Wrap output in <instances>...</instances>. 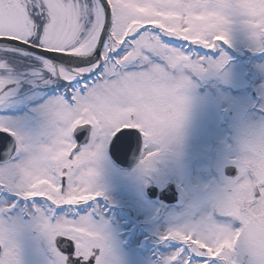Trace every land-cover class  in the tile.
I'll return each instance as SVG.
<instances>
[{
    "label": "snow or ice",
    "instance_id": "6c2138e0",
    "mask_svg": "<svg viewBox=\"0 0 264 264\" xmlns=\"http://www.w3.org/2000/svg\"><path fill=\"white\" fill-rule=\"evenodd\" d=\"M238 25L264 54V0H0V111L25 83L48 90L32 108L35 127L0 115V149L15 141L0 164V264H24L25 226L45 242V264H116L96 203L108 199L109 150L142 149L138 170L151 184L182 138L186 73L204 78L231 60L184 44L231 47ZM227 164L237 175L224 177L211 210L160 235L179 246L159 264H264V158Z\"/></svg>",
    "mask_w": 264,
    "mask_h": 264
},
{
    "label": "rangeland",
    "instance_id": "374dc122",
    "mask_svg": "<svg viewBox=\"0 0 264 264\" xmlns=\"http://www.w3.org/2000/svg\"><path fill=\"white\" fill-rule=\"evenodd\" d=\"M250 43L246 30L238 25L233 29L231 47L221 43L211 50L184 44L189 52L212 59L227 53L231 60L222 72L204 78L186 73L192 86L188 90L190 105L182 138L158 162L157 178L152 182L158 186L173 182L181 193L178 203L165 208L149 199L139 164L122 169L109 157L100 177L108 199L101 197L96 203L109 222L116 264H159L161 255L179 246L172 241L161 242L160 235L170 226L199 218L211 210L214 191L227 177L223 170L235 155L239 136L253 124L264 122V54L253 52ZM27 88L29 93H37L23 86L24 90ZM42 94L18 99L12 111H6H11L9 114L0 115L16 117L23 125L35 127L32 108ZM29 206L21 201L22 219ZM32 231L24 228L22 247L26 248L27 239L29 264H45L46 245L34 240L32 236L37 234Z\"/></svg>",
    "mask_w": 264,
    "mask_h": 264
},
{
    "label": "water",
    "instance_id": "95a60500",
    "mask_svg": "<svg viewBox=\"0 0 264 264\" xmlns=\"http://www.w3.org/2000/svg\"><path fill=\"white\" fill-rule=\"evenodd\" d=\"M79 142L84 143L86 141ZM14 151L15 141L11 137H9V145L3 149H0V161L7 160L9 158L10 153ZM141 151L142 149H137L133 154L125 155L120 152H113L112 150H109V154L112 159L121 167L132 168L138 162V159L140 158L139 155H141ZM224 172L228 176H234L236 174V168L229 165L225 167ZM146 192L147 195L150 196V198L158 197L160 200L171 205L172 203H175L178 199V192L173 183L166 185L162 189H158V187L154 185H149L146 189Z\"/></svg>",
    "mask_w": 264,
    "mask_h": 264
},
{
    "label": "clouds",
    "instance_id": "9594fccd",
    "mask_svg": "<svg viewBox=\"0 0 264 264\" xmlns=\"http://www.w3.org/2000/svg\"><path fill=\"white\" fill-rule=\"evenodd\" d=\"M261 136H264V122L253 124L246 129L237 140L234 156L253 161L264 158V145L256 143Z\"/></svg>",
    "mask_w": 264,
    "mask_h": 264
},
{
    "label": "flooded vegetation",
    "instance_id": "af4514ba",
    "mask_svg": "<svg viewBox=\"0 0 264 264\" xmlns=\"http://www.w3.org/2000/svg\"><path fill=\"white\" fill-rule=\"evenodd\" d=\"M24 85H27V86L31 87V86H30L29 84H27V83H25ZM22 89H23V88H22ZM22 89H21V92H20V96H23V97L19 98V101L23 100V98H24L25 96H36V95H40V94H42L43 91L48 92L47 89H43L41 92H37V93H32V92H30V93H29L30 88H27L26 90H24V89L22 90ZM42 95H43V94H42ZM19 101H18V102H19ZM7 110H9V108H8ZM7 110L0 111V113H6V115H7V114H9V113L12 111V107H11V111H10V112H6ZM5 161H6V160H4V161H0V164H3ZM180 198H181V193L179 192V200H180ZM154 201H155V202H159L160 205H161L162 207H165V208L171 207V205L164 204L163 202H161V201H159V200H157V199H154ZM178 202H179V201H178ZM26 211H27V210H26ZM26 211H25V212H26ZM25 212H24V213H25ZM24 213H23V218H24ZM25 228H26V229H31L30 226H25ZM32 233L35 234V235L37 234V233L34 232V231H32ZM36 236H38V237H36ZM36 236H32V238H33L34 240H37L39 244L43 243L44 245H46L45 242L39 237L38 234H37ZM23 240H25V238H24V237H21V241H23ZM22 243H23V242H22ZM28 245H29V243L27 242V239H26V248H25V247H22V258H23L24 264H29V258H28L29 256H28V249H27Z\"/></svg>",
    "mask_w": 264,
    "mask_h": 264
}]
</instances>
